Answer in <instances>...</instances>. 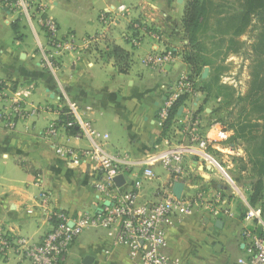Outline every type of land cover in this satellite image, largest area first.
I'll use <instances>...</instances> for the list:
<instances>
[{
    "label": "crops",
    "instance_id": "crops-1",
    "mask_svg": "<svg viewBox=\"0 0 264 264\" xmlns=\"http://www.w3.org/2000/svg\"><path fill=\"white\" fill-rule=\"evenodd\" d=\"M32 1L31 17L19 15L9 3L0 2V81L8 87L5 91L8 97L0 99V228L5 233L33 242L44 238L50 227L44 210L38 206L42 194L47 195L50 209L65 212L74 224L86 217L93 219L109 203L94 188L100 175L89 159L82 157L74 161L58 153L60 148H66L79 155L94 144L80 130L72 134L69 130L72 127L63 125L67 113L75 114L76 119L97 132L109 135L104 142L105 150L127 165L125 182L118 188L127 192L135 187L139 203L157 201L165 187L173 192L175 183L184 184L183 199L194 198L203 191L215 194L216 187L225 194L228 188L220 182L229 176L228 165L233 167L238 163L243 173L251 168L245 143L234 139L235 130L227 127L222 131L220 123L211 124L214 114L223 109L221 98L207 97L205 92L197 91L200 96L189 97L170 125L160 118L171 88L186 78L193 83L194 67L179 51L181 43L187 49L190 46L185 33L182 42L177 33L172 38L160 34L169 30L165 25L184 2ZM40 18L57 23L60 48L51 44ZM144 18L158 25L152 28ZM122 19L126 20L123 41L112 32V26L120 28ZM174 42L170 50L175 54L173 64L164 68L145 64L149 55L170 52L166 49ZM205 42L204 46L209 47L206 53L199 46L195 49L190 46L195 56L211 57L212 48ZM115 47L119 52L114 51ZM44 55L51 56L53 67L45 65ZM206 68L208 77L203 79ZM212 74L210 65L203 66L202 81L197 84L201 87L209 83ZM21 91L28 94L18 97L17 92ZM210 104L217 107L212 109ZM56 123L60 125L58 135L45 136L47 129ZM199 140L208 142L207 149H201ZM173 149L183 152V171L178 178L162 162L152 160ZM202 150L208 158L201 157ZM231 156L233 160L228 162ZM157 167L169 175L164 186L151 193L146 185L161 179L156 175ZM147 170L153 171L151 178L146 175ZM208 196L207 200L211 194ZM211 212L202 214L198 210L194 214L193 210V214L176 217L167 229L164 253L182 259L184 264H217L221 253L236 247L243 253L237 221L229 217L214 218ZM117 236V229L89 224L75 239L62 264H85L87 257L92 258L90 264H138L128 248L118 243ZM218 244L222 247L219 252L215 251ZM189 251L193 252L191 258ZM11 254L18 257L15 264L27 261L20 260L12 250L0 255V264L2 261L13 264L9 259Z\"/></svg>",
    "mask_w": 264,
    "mask_h": 264
},
{
    "label": "built area",
    "instance_id": "built-area-1",
    "mask_svg": "<svg viewBox=\"0 0 264 264\" xmlns=\"http://www.w3.org/2000/svg\"><path fill=\"white\" fill-rule=\"evenodd\" d=\"M1 1L9 3L18 13L31 17L32 0ZM39 21L48 32L51 44L60 48L61 43L57 40V23L52 19L40 18ZM44 62L45 65L53 67L50 55H44ZM144 62L152 68H164L175 62V54L170 51L159 55H149ZM6 88L8 89L7 85L0 81V99L8 97L5 94ZM26 94L28 91L17 92L18 97ZM183 96L196 97L194 84L188 78L179 80L174 88H171L168 99L159 113L163 121L169 119L171 108ZM64 116L67 120L63 121V125L80 130L83 135L91 138L94 144L79 155L73 149L66 148H60L58 153H64L74 161L82 157L89 159L100 175L94 188L110 205L104 206L103 211L93 219L86 217L74 224L65 212L50 209L47 195L42 194L38 197L40 200L38 206L44 210L45 221L50 231L39 242H33L12 237L0 228V255L13 250L20 258L32 264H62L75 239L89 224H92L117 229L118 243L128 248L131 258L137 259L138 264H184L182 259L173 258L164 253L167 247V229L176 217L193 214L195 207L206 200V192L203 191L194 198L178 199L170 188L165 187L156 202L139 203L138 195L134 191L135 187L126 192L118 188L114 182L116 177L125 174L127 165L118 156L108 154L105 150L104 142L109 139V135L99 133L89 125L83 124L73 113H67ZM70 117L73 119L70 120ZM59 128L58 123L52 125L47 129L45 136L56 137ZM191 135L194 140H197L194 133ZM198 143L201 149H207L208 142L199 140ZM203 150L200 152L201 157L208 158ZM182 156L181 149H173L155 158L152 157V160L162 162L165 168L178 178L183 171ZM145 173L149 178L153 176L152 170H147ZM248 215L253 222L256 220L253 212ZM241 240L243 255L234 264H264V235H259L254 227H247L241 233Z\"/></svg>",
    "mask_w": 264,
    "mask_h": 264
},
{
    "label": "trees",
    "instance_id": "trees-1",
    "mask_svg": "<svg viewBox=\"0 0 264 264\" xmlns=\"http://www.w3.org/2000/svg\"><path fill=\"white\" fill-rule=\"evenodd\" d=\"M240 1V9L233 14L223 11L224 4L221 0H219L221 3L216 0L187 1L184 28L190 46L194 49L199 46L206 53L209 47L204 46V43L208 41L212 49L210 58L203 59L192 53L186 57V62L193 67L210 65L213 69L212 80L203 83L201 87L197 84L195 78L197 75L193 73L191 79L196 92H205L207 97L221 98L220 104L223 108L233 107L229 112L231 121L228 127L235 130L234 139H241L246 145L251 170L256 176V181L251 183L254 192L251 199L254 204L264 190V0ZM254 17L261 28L254 43V52L260 55V60L252 69L248 91L245 95L236 96L232 87L218 84V73L221 70L217 59L221 56L225 59L230 53H239V41L236 37L247 31ZM216 49L217 52L214 51ZM114 51L119 52L116 47ZM198 77L201 78V75ZM212 89H216V92L214 93ZM188 98L189 96H183L174 104L166 121L167 125L177 118L179 108L186 104ZM69 130L72 134L77 133L74 127ZM260 230H257L258 234L264 235V231Z\"/></svg>",
    "mask_w": 264,
    "mask_h": 264
},
{
    "label": "rangeland",
    "instance_id": "rangeland-1",
    "mask_svg": "<svg viewBox=\"0 0 264 264\" xmlns=\"http://www.w3.org/2000/svg\"><path fill=\"white\" fill-rule=\"evenodd\" d=\"M188 0H184V3L182 5H179L177 9H175L172 12V15L170 16V19L168 21V24L165 26L169 28V30H164L163 33L160 32V34H165L168 36V38H172L177 33L181 40V42L184 40V23H185V17L186 12L188 8ZM224 4L223 11L227 12V14H233L235 11L240 9V0H221ZM216 2H219V0H216ZM221 3V2H219ZM131 6L128 4V8ZM130 9V8H129ZM21 15V14H19ZM96 12L94 13L93 18L95 17ZM98 15L96 17V21H98L99 25V19ZM142 19V18H141ZM145 19V18H144ZM173 22H171L172 20ZM95 20V19H94ZM146 20V19H145ZM125 19H122V25L120 28H114L112 26V32L113 36L120 37V40L123 41L122 35L126 31V23ZM143 21V20H142ZM147 21V20H146ZM146 21H144L146 23ZM148 26H151L152 28L154 26H157L158 24H153L149 21H147ZM25 23V21H24ZM147 26V25H146ZM147 26V27H148ZM103 27V25H102ZM143 28V27H142ZM155 28V27H154ZM150 29V27H148ZM261 31V28L254 17L253 21L250 23V25L247 28V31L241 35L240 37H236L237 41H239L238 46L240 47L239 53H230L228 56L225 57L221 56L219 59H217V64L220 66V73L218 77V84L219 85H227L229 87H232L235 90L236 96L237 95H245V93L248 91L250 80H251V73L253 72V67L255 63H258L260 60V55L256 54L254 52V43L256 41L257 35H259ZM29 34V39L33 42L34 38L29 33V30H27ZM186 36V33H185ZM178 37V36H177ZM174 43H170L166 49V51H170L172 48H174ZM180 44V43H179ZM173 45V46H172ZM179 46V45H178ZM175 46V47H178ZM184 47V43H181L179 51L184 56V58L189 57L193 52L190 49V46ZM193 48V47H192ZM201 51V48L199 49ZM214 51H218L217 49ZM166 53V52H165ZM196 55V54H193ZM205 57V55H200L199 57ZM208 57V56H206ZM181 71H177V74H180ZM255 72V71H254ZM194 74H196L195 78L196 81H202L198 76L202 74V66H196L194 67ZM175 75V74H173ZM194 76V75H193ZM194 84V83H193ZM199 84V83H198ZM200 85V84H199ZM216 89H217V85ZM216 89H212L213 92H216ZM200 96V94H196ZM202 97V96H201ZM211 105V104H210ZM217 105H219L217 103ZM212 109L217 107L214 104L210 106ZM233 107L230 106L227 109L223 108L221 109V112H217L214 114V118L211 119L212 123H220L219 130H226L228 127L229 122L231 121V118L229 116V112L231 111ZM258 115H256V118ZM255 120V117H254ZM262 123V121L260 122ZM221 126V127H220ZM241 145V144H239ZM242 146V145H241ZM242 148H244L242 146ZM231 159H228V162H231L230 160H233V156L230 157ZM235 158V157H234ZM221 159V157H220ZM237 158H235L236 161ZM249 160V158H248ZM227 166L224 164V167ZM230 169L227 170L228 177L222 178L220 183L222 185L226 186L228 189L227 193H223L222 190L219 188H215V194H211V198L208 199L209 192H207V197L204 202H202L198 207L196 206V209H194V214L198 213V210L203 212L207 210H212L211 213H214V218L218 219H225L229 217V219H233L236 224L240 227V233L243 232L245 228H256L258 231H264V190L262 191V194L255 200L254 204L252 203V195L253 187L251 183L256 181L255 174L252 173L251 168L246 169V171L243 173V171H240L239 164L235 163V165L232 167L231 164L228 165ZM156 175L160 176L161 179H155L153 182L146 185V189H151L150 192H154L157 188L163 187L164 182L169 175L166 171L162 169V167H157L155 169ZM216 185V184H215ZM264 187V186H263ZM145 189V190H146ZM264 189V188H263ZM153 198V197H152ZM156 202V201H155ZM206 207V208H205ZM254 213V219H256L253 222V219L248 218L249 213ZM259 213V216L257 214ZM41 231H43V228L41 227ZM24 236H30L27 233H22ZM243 253L237 249H227L224 251V253H221V259L217 264H230L232 262H235L240 256H242ZM188 256L191 258L193 257V252L189 251ZM10 263L15 264V262H18V257H13L12 254L9 256ZM20 259V257H19ZM21 260V259H20ZM2 264H6L3 261ZM29 264L28 261H24L23 264Z\"/></svg>",
    "mask_w": 264,
    "mask_h": 264
},
{
    "label": "water",
    "instance_id": "water-1",
    "mask_svg": "<svg viewBox=\"0 0 264 264\" xmlns=\"http://www.w3.org/2000/svg\"><path fill=\"white\" fill-rule=\"evenodd\" d=\"M183 2H184V0H178V3H180V4H182ZM208 73H209V69L206 68L203 75H202V78L206 79L208 77ZM114 182L116 183L117 186L121 187L125 182V178L123 175H120L114 179ZM183 191H184V184L183 183H175L173 193L176 196V198L180 199L182 197ZM108 205H110V204L106 203V206H108ZM218 226H220V225H218ZM221 248H222L221 245L218 244L215 248V251L219 252V251H221ZM91 261H92V258L87 257L85 260V264H90Z\"/></svg>",
    "mask_w": 264,
    "mask_h": 264
}]
</instances>
